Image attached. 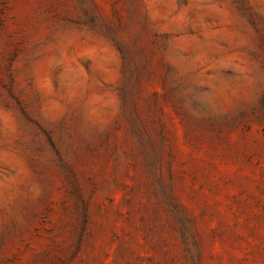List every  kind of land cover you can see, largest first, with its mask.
<instances>
[{
	"label": "rangeland",
	"instance_id": "1",
	"mask_svg": "<svg viewBox=\"0 0 264 264\" xmlns=\"http://www.w3.org/2000/svg\"><path fill=\"white\" fill-rule=\"evenodd\" d=\"M0 264H264V0H0Z\"/></svg>",
	"mask_w": 264,
	"mask_h": 264
}]
</instances>
